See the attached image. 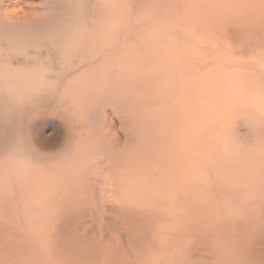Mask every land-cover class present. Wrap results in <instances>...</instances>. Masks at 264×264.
<instances>
[{"label":"bare ground","instance_id":"bare-ground-1","mask_svg":"<svg viewBox=\"0 0 264 264\" xmlns=\"http://www.w3.org/2000/svg\"><path fill=\"white\" fill-rule=\"evenodd\" d=\"M0 264H264V0H0Z\"/></svg>","mask_w":264,"mask_h":264}]
</instances>
